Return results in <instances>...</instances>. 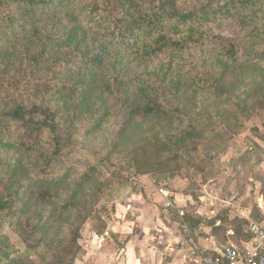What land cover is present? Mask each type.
Masks as SVG:
<instances>
[{
    "label": "trees",
    "instance_id": "16d2710c",
    "mask_svg": "<svg viewBox=\"0 0 264 264\" xmlns=\"http://www.w3.org/2000/svg\"><path fill=\"white\" fill-rule=\"evenodd\" d=\"M263 18L264 0H0V143L18 151L0 162V212L14 208L29 183L41 182L31 195L52 213L44 222L28 216V235L18 234L22 257L0 244V263L33 264L34 255L72 264L80 237L73 221L93 217L101 195L86 186L140 123L162 129L136 147L141 157L149 146L163 156L181 135L225 141L244 127L256 107L264 108V88L249 106L234 108L229 99L247 78L264 87ZM232 22L240 34L222 29ZM201 96L218 103L216 116L203 121L212 128L182 125ZM114 108L121 125L111 152L86 160L75 187H66L76 159L90 153L84 143Z\"/></svg>",
    "mask_w": 264,
    "mask_h": 264
},
{
    "label": "rangeland",
    "instance_id": "374dc122",
    "mask_svg": "<svg viewBox=\"0 0 264 264\" xmlns=\"http://www.w3.org/2000/svg\"><path fill=\"white\" fill-rule=\"evenodd\" d=\"M223 26L222 29L228 33H241V29L234 22ZM257 41H261V37ZM246 80L247 86L235 89L229 99L234 108L238 107L241 101H245L249 106L252 96L257 97L261 93L260 89L264 88L255 79L249 81V78H247ZM251 82L254 86L253 84L250 85ZM201 98H198V101L201 102H198L195 108L187 107V111L192 112L185 117L182 125L212 128V125L205 126L203 121L207 119V114H211V117L216 116L218 103L214 104L213 99L207 98L205 100L202 96ZM240 108H244V106L241 105ZM262 116H264V108L256 107L252 116L245 121L244 127L225 141H223L224 137L219 134H217L215 140L208 133L190 138L181 135L177 139L179 145H165L163 156L157 155L153 151V146H149V149L146 150L149 152L148 155L136 156V147L145 144L144 137L150 131L154 133L162 132L161 125L151 127L156 121L140 123L143 128L129 133L126 140L119 143L115 152L111 153L112 156L107 165L99 167L95 183L86 186L90 191L100 189L99 194L101 195L93 207V210H95L93 217L83 219V215L73 221V226L79 230L80 237L77 240L79 250L72 264H76L84 257L88 241L87 235L90 232L99 233L96 234L98 237H104L109 232L107 223L112 220L115 214L116 204L124 205L128 200L136 201V195H141L145 200L157 199L156 192L160 187H164L169 195L177 192L185 200V203L181 205L184 214L183 220L186 216H189V218L195 216L194 213L197 207L203 205L206 211H211L215 207L220 208L218 213L220 215L226 213V220L228 219L227 222L230 224V208H234L233 206L239 208L242 203L251 202L261 192V185H256V182L262 178L261 175L264 173V170L260 169V164L264 161V126L259 128L263 122L264 117L262 118ZM106 120L107 122L103 123L104 126L100 130L101 132L97 133L92 140L84 143L90 153L80 155L76 159L75 175L70 180L68 179L65 184L66 187H69L70 184L72 189L75 187L80 174H83L84 170L87 169L86 166H83L86 160L88 163L93 164L96 161L94 160L95 155H97L95 156L96 159L105 158L111 152L108 148H112L114 137L121 125L118 109L114 108ZM168 124H170L172 131L176 128V122L173 119ZM15 141L16 138H14ZM213 141H217L215 142L217 144ZM209 145H212L214 149H206V146ZM17 155L16 147L0 143V162L5 158ZM91 158L94 159L91 161ZM136 160L137 169L134 165ZM41 184V182H38V185L29 183L19 203L14 208L0 212V244L4 246L1 251L7 250L5 248L7 245L10 246L11 248L8 250L10 257H22L25 250L24 243L20 240L18 234L23 232V234L28 235V230H24V220L28 216L31 217L32 221L40 222L48 221L52 216L47 206L37 202L34 196L31 195V192H36L38 186H44V184ZM49 189L53 190V187H49ZM252 204L255 206L254 203ZM159 211L160 214L168 217L176 216L173 208L166 210L163 205L159 206ZM190 220V223H188L189 228L193 229L197 220L194 219L195 223L192 221L193 219ZM227 222L222 221V226ZM33 237H36V235H33ZM112 238H114V235H112ZM114 241L120 249L122 245L116 242L115 239ZM29 256L33 264H48L39 256ZM47 257L49 255L45 256V258Z\"/></svg>",
    "mask_w": 264,
    "mask_h": 264
},
{
    "label": "crops",
    "instance_id": "0c3cea01",
    "mask_svg": "<svg viewBox=\"0 0 264 264\" xmlns=\"http://www.w3.org/2000/svg\"><path fill=\"white\" fill-rule=\"evenodd\" d=\"M262 121L259 128L264 126V118ZM260 169L264 170V161ZM261 176L256 182V185H261L260 194L253 202L230 208V218L233 217H228L230 224L226 213H218L220 208L206 211L200 205L192 217L197 224L190 229L186 218L183 220V216L179 215L185 200L177 192L169 195L167 191L174 202L172 208L176 216L173 217L159 213V206L164 207V200L157 195L154 200L136 195V201L116 204L115 214L107 223L109 232L104 237L90 232L84 257L76 264H203L205 259L216 257L228 240L238 247L248 246L247 228L250 223L260 222L262 216L264 173ZM222 221L227 223L222 226ZM114 239L122 245L120 249Z\"/></svg>",
    "mask_w": 264,
    "mask_h": 264
},
{
    "label": "built area",
    "instance_id": "2783aa9c",
    "mask_svg": "<svg viewBox=\"0 0 264 264\" xmlns=\"http://www.w3.org/2000/svg\"><path fill=\"white\" fill-rule=\"evenodd\" d=\"M156 195L163 198L164 208L173 207V201L164 187H160ZM261 207V221L250 223L247 228L248 246L238 247L235 242L228 240L221 246L220 253L216 257L205 259L203 264H264V189L261 195ZM179 215L183 216V212Z\"/></svg>",
    "mask_w": 264,
    "mask_h": 264
}]
</instances>
